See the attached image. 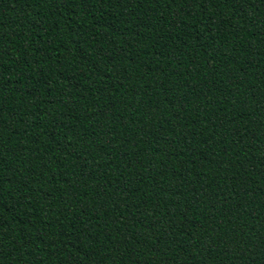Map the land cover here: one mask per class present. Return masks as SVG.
I'll list each match as a JSON object with an SVG mask.
<instances>
[{
    "label": "trees",
    "instance_id": "16d2710c",
    "mask_svg": "<svg viewBox=\"0 0 264 264\" xmlns=\"http://www.w3.org/2000/svg\"><path fill=\"white\" fill-rule=\"evenodd\" d=\"M0 264H264V0H0Z\"/></svg>",
    "mask_w": 264,
    "mask_h": 264
}]
</instances>
